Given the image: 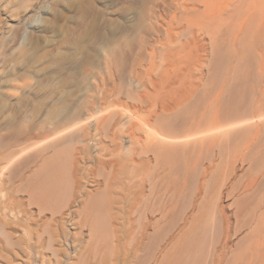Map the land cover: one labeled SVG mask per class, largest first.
<instances>
[{"label": "rangeland", "instance_id": "obj_1", "mask_svg": "<svg viewBox=\"0 0 264 264\" xmlns=\"http://www.w3.org/2000/svg\"><path fill=\"white\" fill-rule=\"evenodd\" d=\"M154 6L160 32L137 55L130 40ZM75 104L22 163L119 111L104 158L135 160L148 192L162 163L169 206L193 214L200 240L228 217L233 248H245L264 195V0H0V131L44 126Z\"/></svg>", "mask_w": 264, "mask_h": 264}, {"label": "bare ground", "instance_id": "obj_2", "mask_svg": "<svg viewBox=\"0 0 264 264\" xmlns=\"http://www.w3.org/2000/svg\"><path fill=\"white\" fill-rule=\"evenodd\" d=\"M157 16L154 6L131 38L137 55L149 44L147 32H160L154 23ZM110 57L106 54L108 61ZM92 99L85 96L87 104L93 105ZM76 108L75 104L63 109L60 120L52 117L41 127L13 125L0 131V264H264V195L248 219L253 229L243 250L233 248L228 217L222 219L221 233L213 229L214 235L209 238L210 232L200 240L202 228L194 223L193 214L186 209L177 215V207L169 206L162 163L158 182L150 179L154 185L148 192L149 178L141 177L143 171L138 172L135 160L123 164L104 158L103 142L118 143L115 139L123 116L119 111H111L94 132L84 128L81 134L22 163L40 140L55 135L73 119ZM8 116L7 111L0 113V118ZM131 124L143 129L138 126L141 123ZM147 127L152 132V126ZM155 134L164 144V131ZM88 162L93 163L89 169L85 167ZM85 179L93 189L85 187ZM215 210L220 211L212 213ZM215 225L211 227L216 229Z\"/></svg>", "mask_w": 264, "mask_h": 264}]
</instances>
